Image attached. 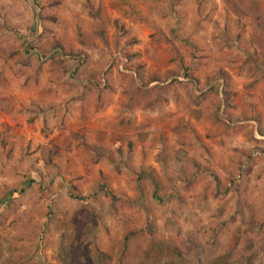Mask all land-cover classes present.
<instances>
[{
  "label": "rangeland",
  "instance_id": "374dc122",
  "mask_svg": "<svg viewBox=\"0 0 264 264\" xmlns=\"http://www.w3.org/2000/svg\"><path fill=\"white\" fill-rule=\"evenodd\" d=\"M251 29L221 0H0V264H244L246 241L264 247ZM125 74L178 83L126 110Z\"/></svg>",
  "mask_w": 264,
  "mask_h": 264
},
{
  "label": "trees",
  "instance_id": "16d2710c",
  "mask_svg": "<svg viewBox=\"0 0 264 264\" xmlns=\"http://www.w3.org/2000/svg\"><path fill=\"white\" fill-rule=\"evenodd\" d=\"M222 4L224 5L225 10L233 16L234 20L236 21V24L243 23L244 21H248L249 24H251V32L249 36V46L256 49L257 52L260 51L262 55L264 54V0H221ZM84 8L87 9L89 17L95 21L98 25L97 31L95 34L98 36V38L101 40L102 43L107 45V35L106 31L103 28V22L100 21V10L94 9L89 3L85 2ZM44 10V9H42ZM43 18H48L44 15L40 16ZM115 27L117 28V22H115ZM121 29V28H117ZM122 30V34L125 35L124 30ZM80 30H78L77 33L80 34ZM118 38H116L117 40ZM115 40V41H116ZM136 40L131 39L129 41H126L127 45H134ZM117 45V42H116ZM55 48H52L51 50H54ZM79 52H76L75 55H79ZM264 56V55H263ZM52 58L60 59L59 53H54ZM129 63L131 60H133L136 55H129L125 54L124 56ZM129 69H131L130 66H128ZM111 71V68H108L105 71V76L107 77ZM144 67L139 65L137 68H135V73L140 79L143 76ZM221 79L223 80V87H222V98L219 100L217 109L215 111V118L213 121L217 124H219L221 127H223L224 130L230 129V126L228 123H233V115L229 112L230 107V99H231V93L230 92V84L228 82V75L225 73H220ZM123 77L126 80V88L123 89V94L126 97V110L132 109V107L135 104L140 103L143 101L144 105L143 107L147 110H154L158 108L160 105L167 103V100L164 98L163 94L166 92L167 89L173 88L174 85L178 82L171 81L166 85H156L148 90H143L139 88L135 84V78L130 74H125ZM264 77V76H263ZM124 80V81H125ZM167 80V77H162L157 74L151 75L146 79V82L144 83L145 86L151 84V83H165ZM188 84V83H187ZM189 85V84H188ZM143 86V85H142ZM220 85H216V87H213L210 91L214 92L216 95L218 93ZM106 88L111 89L109 84H106ZM142 93L146 94L143 95ZM153 94L152 98H150V94ZM99 99V98H98ZM221 106H223L222 115L226 119V121H222L220 119V115L218 114ZM256 123L260 125L259 117L257 116L255 118ZM242 127V126H240ZM255 142L257 140L254 139ZM44 161L46 163L51 162V156H44ZM7 200V199H6ZM5 200V201H6ZM1 225V224H0ZM243 259L244 264H264V247L260 246L259 250L255 247V243L252 240L246 241V243L243 246Z\"/></svg>",
  "mask_w": 264,
  "mask_h": 264
}]
</instances>
